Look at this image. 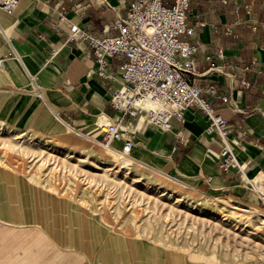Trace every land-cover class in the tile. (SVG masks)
Wrapping results in <instances>:
<instances>
[{
  "label": "crops",
  "instance_id": "crops-1",
  "mask_svg": "<svg viewBox=\"0 0 264 264\" xmlns=\"http://www.w3.org/2000/svg\"><path fill=\"white\" fill-rule=\"evenodd\" d=\"M132 2L19 0L11 13L0 7V57L9 55L0 69V121L70 147L96 143L103 125L120 121L122 130L133 132L130 154L137 164L187 189L264 209V194L250 185L254 182L264 193V0H190V23H207L190 39L199 47L196 71L209 69L207 55L222 51L237 66V80L251 82L248 89L232 87L216 71L193 79L216 83L230 96V103L212 102L228 119L243 174L223 170L221 141L207 133L209 119L203 112L187 109L185 121L173 118L169 131L150 124L142 110L120 120L111 104L124 84L119 60H112V75L104 79L96 73L95 56L85 40L60 45L67 32V24L57 25L61 14L87 30L115 35L117 15ZM246 66L250 69L244 70ZM57 114L71 116L70 126ZM122 144L114 146L121 149ZM0 264L195 263L153 241L114 230L72 197L0 165Z\"/></svg>",
  "mask_w": 264,
  "mask_h": 264
},
{
  "label": "rangeland",
  "instance_id": "rangeland-1",
  "mask_svg": "<svg viewBox=\"0 0 264 264\" xmlns=\"http://www.w3.org/2000/svg\"><path fill=\"white\" fill-rule=\"evenodd\" d=\"M0 121V165L72 197L114 230L195 264H264V209L164 180L97 143L70 147ZM129 158L128 164H125Z\"/></svg>",
  "mask_w": 264,
  "mask_h": 264
},
{
  "label": "built area",
  "instance_id": "built-area-1",
  "mask_svg": "<svg viewBox=\"0 0 264 264\" xmlns=\"http://www.w3.org/2000/svg\"><path fill=\"white\" fill-rule=\"evenodd\" d=\"M18 1L0 0V7L11 13ZM189 13L190 0H133L125 13L117 15L115 28L118 33L115 35L87 30L61 14L57 25L67 24V32L60 45L85 40L93 50L96 73L104 79L112 75V60H119L118 69L124 84L113 94L111 104L120 113V120L135 117L142 110L150 124L169 131L173 127V118L181 123L185 121L187 109L203 112L209 119L207 133L221 141L223 170L243 174L245 168L234 151L236 142L230 135L228 119L212 102V99H220L230 103V96L220 91L216 83L203 85L193 79L216 71L227 77L232 87L240 84L243 89H248L251 82L244 77L237 80L233 71L237 66L222 51L215 57L207 55V61L212 62L209 69L202 73L196 71L194 57L199 47L190 39L198 27H205L207 23L191 24ZM211 26L216 27V24ZM227 32H231V27H227ZM57 52L58 49L53 48V54ZM8 56L0 57V69ZM251 63L253 65L255 61ZM224 67L233 72L224 71ZM57 117L70 126L71 116L57 114ZM114 141L123 142L121 149L113 146ZM96 143L104 149L129 156L134 146L133 132L129 128L122 130L120 121L108 122L101 127ZM250 185L256 193L264 194L254 182L250 181Z\"/></svg>",
  "mask_w": 264,
  "mask_h": 264
},
{
  "label": "bare ground",
  "instance_id": "bare-ground-1",
  "mask_svg": "<svg viewBox=\"0 0 264 264\" xmlns=\"http://www.w3.org/2000/svg\"><path fill=\"white\" fill-rule=\"evenodd\" d=\"M115 142H116V141L113 142V146H114V143H115ZM114 147H115V146H114ZM109 151H110V150H109ZM112 152H114V151H112ZM131 152H132V151H131ZM129 161H132V160H130L129 158H127V161H126L125 164H128Z\"/></svg>",
  "mask_w": 264,
  "mask_h": 264
}]
</instances>
